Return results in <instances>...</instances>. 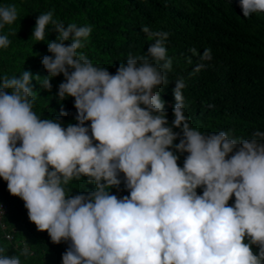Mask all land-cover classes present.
I'll use <instances>...</instances> for the list:
<instances>
[{
    "label": "clouds",
    "instance_id": "9594fccd",
    "mask_svg": "<svg viewBox=\"0 0 264 264\" xmlns=\"http://www.w3.org/2000/svg\"><path fill=\"white\" fill-rule=\"evenodd\" d=\"M240 7L244 17L264 13V0H240ZM17 18L15 5L0 6V29ZM48 25L58 33L48 43L52 55L42 59L49 75L24 70L0 78V177L38 231L55 244L70 242L62 264H264V139L256 138L264 133L244 139L192 127L183 78L175 81L169 124L157 89L172 71L170 33L144 26L153 41L147 55L129 54L112 74L78 52L90 25L66 26L49 11L37 18L32 39L44 41ZM10 43L0 35V48ZM212 58L205 49L192 74ZM61 74L58 96L73 97L77 110L78 123L67 127L60 117L41 119L34 111L32 80L51 91ZM176 153L188 154L183 167ZM120 173L130 193L122 198L110 193ZM83 177L95 191L70 195L67 186ZM0 264L21 260L0 255Z\"/></svg>",
    "mask_w": 264,
    "mask_h": 264
},
{
    "label": "trees",
    "instance_id": "16d2710c",
    "mask_svg": "<svg viewBox=\"0 0 264 264\" xmlns=\"http://www.w3.org/2000/svg\"><path fill=\"white\" fill-rule=\"evenodd\" d=\"M10 5L16 6L18 18L0 29V35H6L11 42L7 48H0V78L19 77L24 70L33 77L49 75L42 59L52 55L48 43L55 41L58 33L48 25L44 41L32 39L42 13L52 11L54 19L66 26L90 25L92 33L87 46L78 52L112 74L121 62L126 63L129 54L147 55L153 41L147 39L142 28L148 26L153 31L170 33L165 46L173 62L172 71L168 73V84L157 89L165 102L169 124L174 120L175 81L183 78L185 115L192 127L205 135L225 131L244 139L264 133V13L244 17L240 0H0V6ZM207 48L212 51V60L204 61L207 67L193 75ZM189 57L192 63H188ZM64 80L63 74L52 78L51 91L42 89L35 79L32 86L36 92V114L41 119L60 117L67 127L78 122L74 98L61 100L58 96ZM176 154L179 166L183 167L188 154ZM119 179L121 184L112 187L110 193L122 198L130 193L123 173ZM67 190L70 195L87 194L95 191V185L83 177L71 182ZM197 193L202 195L203 189L198 188ZM0 195L7 204L3 219L13 234V239L7 240L0 232V247L5 249L0 255H16L21 264H62V255L70 242L55 244L47 231H38L29 220L24 201L10 194L2 177ZM234 202L235 196L229 205ZM25 248L30 255H22ZM253 251L258 253L259 249L254 245Z\"/></svg>",
    "mask_w": 264,
    "mask_h": 264
},
{
    "label": "built area",
    "instance_id": "2783aa9c",
    "mask_svg": "<svg viewBox=\"0 0 264 264\" xmlns=\"http://www.w3.org/2000/svg\"><path fill=\"white\" fill-rule=\"evenodd\" d=\"M6 210H7V204L0 195V232L2 237L6 238L7 240H12L13 234L10 230H8L6 222L3 219Z\"/></svg>",
    "mask_w": 264,
    "mask_h": 264
}]
</instances>
